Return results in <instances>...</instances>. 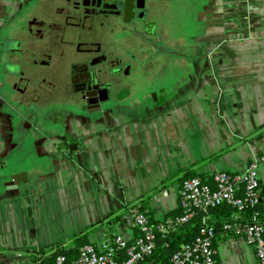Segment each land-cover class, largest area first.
<instances>
[{
  "label": "crops",
  "instance_id": "1",
  "mask_svg": "<svg viewBox=\"0 0 264 264\" xmlns=\"http://www.w3.org/2000/svg\"><path fill=\"white\" fill-rule=\"evenodd\" d=\"M39 1L0 0L3 58L2 41L22 37L27 7ZM179 1L194 10L196 33L179 78H168L169 66H140L160 77L137 95L118 96L127 86L114 83L99 112L67 101L46 115L26 66L0 61V264L53 262L56 245L85 230L97 245L132 239L135 212L157 222L179 210L186 174L240 172L255 160L264 193V0ZM220 214L209 219L223 222ZM213 245L215 264H258L240 236L218 230Z\"/></svg>",
  "mask_w": 264,
  "mask_h": 264
},
{
  "label": "flooded vegetation",
  "instance_id": "2",
  "mask_svg": "<svg viewBox=\"0 0 264 264\" xmlns=\"http://www.w3.org/2000/svg\"><path fill=\"white\" fill-rule=\"evenodd\" d=\"M155 1L61 0L56 8L58 15L32 14L21 26L24 35L20 39L4 38L1 49L6 56L0 53L2 66L16 68L23 61L31 66H69L68 72L56 70V77L44 78L43 82L53 89L62 85L78 94L81 111L99 112L110 87L131 76L133 66L172 63L179 67L192 59V47L182 31L175 35L174 47L167 43L160 24L165 26L168 11ZM94 27L103 33H81ZM119 38L129 40L135 48L116 45L113 39Z\"/></svg>",
  "mask_w": 264,
  "mask_h": 264
},
{
  "label": "built area",
  "instance_id": "3",
  "mask_svg": "<svg viewBox=\"0 0 264 264\" xmlns=\"http://www.w3.org/2000/svg\"><path fill=\"white\" fill-rule=\"evenodd\" d=\"M261 198L258 162L251 160L243 171L216 170L205 178L194 175L183 178L179 190L180 212L161 221L152 222L143 211L133 214L139 234L129 239L121 234L107 238L100 244H83L73 259L57 253L49 264H136L149 257L158 236H165L189 222L197 213L198 230L190 242L184 243L170 258V264H215L213 240L217 234L209 219V212L220 204H228L234 211L222 223L221 231L244 238L255 253L258 264H264V221L257 211L248 217L242 213L254 207Z\"/></svg>",
  "mask_w": 264,
  "mask_h": 264
},
{
  "label": "rangeland",
  "instance_id": "4",
  "mask_svg": "<svg viewBox=\"0 0 264 264\" xmlns=\"http://www.w3.org/2000/svg\"><path fill=\"white\" fill-rule=\"evenodd\" d=\"M59 1L61 0H58V2ZM156 1H155L156 3L166 6L167 11H168L167 16H165L166 17L165 26L162 23L160 24L161 33L166 39L167 43L174 47L175 46L174 37L177 33H180L182 31L185 37L188 38L189 40L188 46L192 47L190 52L194 54L196 33H195L194 17L190 15L192 12L195 13L194 10L190 12L192 7H186L185 5L181 4L182 2H180L179 0H156ZM57 6H58L57 2L47 4V1L41 0L38 2V4H35V6L29 5L27 7V11H28L27 18H30L32 14H36L38 16L42 14H46L48 16L54 17L58 15L56 13ZM168 20L170 22L169 25H168ZM14 25L15 23H11L10 27H13ZM170 28H171V31H170ZM81 31H82L81 33L83 34L94 33L96 35L98 34L100 35L103 33L101 29L99 28L96 29L95 27L91 29L85 28V29H82ZM23 35L24 33H22L21 36ZM113 40L115 44L118 46H122V45L131 46L129 40L127 41H125L124 39L120 40V38L118 40H115V39ZM36 43H41V42L38 41ZM134 46L135 45L132 44L131 47L135 48ZM171 64L169 65V68H168L170 69V71H168V78L172 80H177L179 78V67L171 66ZM22 66L24 67L26 66L25 67L27 68L26 75L29 77V79L36 80L37 83L41 85V89H39L38 91V96H40L41 94L44 100H48V101H45V103L43 104L44 112L46 115L48 114L49 111L52 112L54 110L60 111L62 114L64 102L69 101L68 103L70 106L72 103L73 104L75 103L74 105H78L81 102L79 95L73 92L70 88H66L61 85L59 89H53L52 86L43 82L44 78L52 79V77H56L57 76L56 70L64 72V73L68 72L69 66H39V65L31 66L26 61L22 62ZM133 67H134L133 74L129 77L122 78V82L124 86H127V88L120 91L118 93V96L127 95L128 94L127 91L129 92V94L137 95L138 94L137 89L141 87V85L145 83H149L150 81L148 79H152L153 77L157 79L160 77V72L156 74H151V72H137L136 70L138 66H133ZM63 75L64 74H61L60 76L63 77ZM148 92L150 93L152 91L148 90ZM152 98H154L153 94H152ZM49 99H52L54 101H49ZM73 107H70L69 111L76 112L77 109H74Z\"/></svg>",
  "mask_w": 264,
  "mask_h": 264
},
{
  "label": "trees",
  "instance_id": "5",
  "mask_svg": "<svg viewBox=\"0 0 264 264\" xmlns=\"http://www.w3.org/2000/svg\"><path fill=\"white\" fill-rule=\"evenodd\" d=\"M194 174H186L183 178L193 176ZM201 178H205V175H198ZM182 178V179H183ZM212 211H220L222 216H224L225 220L229 217V215L234 211V208L228 204H220L219 206L212 208ZM253 211H257L259 214L260 220L264 221V193H261L260 201L251 208H247L242 215L244 217H248L249 214ZM180 210L176 211L174 215L178 214ZM209 212V214H210ZM172 215V216H174ZM199 213H197L189 222L181 225L176 230L168 233L165 236H158L156 240V246L153 250V253L149 257H145L139 260L136 264H170L171 255L180 248V246L184 243L190 242L197 234L198 230V217ZM171 216V217H172ZM224 220V221H225ZM152 221V220H151ZM216 227V230H221V225L224 222L220 221H212L210 220ZM155 222V221H152ZM139 232V231H138ZM88 230L83 232H79L75 234L71 239L70 247H63L62 245H56V254L61 253L66 255L68 259H73L77 256L79 248L86 243H90L88 240ZM139 234V233H138ZM54 255L48 257V262L46 264L52 262V258Z\"/></svg>",
  "mask_w": 264,
  "mask_h": 264
},
{
  "label": "water",
  "instance_id": "6",
  "mask_svg": "<svg viewBox=\"0 0 264 264\" xmlns=\"http://www.w3.org/2000/svg\"><path fill=\"white\" fill-rule=\"evenodd\" d=\"M76 146V144L75 143H71L70 144V149H72L73 147H75ZM22 180H25V174L22 172V173H19V174H17V175H15L14 177H13V181H12V184L14 185V184H16V185H18Z\"/></svg>",
  "mask_w": 264,
  "mask_h": 264
}]
</instances>
